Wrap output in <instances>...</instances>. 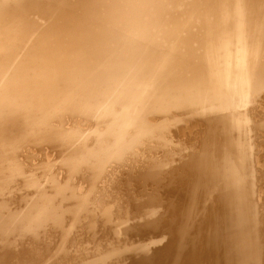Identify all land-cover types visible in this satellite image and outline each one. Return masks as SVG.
I'll return each mask as SVG.
<instances>
[{
	"label": "bare ground",
	"instance_id": "obj_1",
	"mask_svg": "<svg viewBox=\"0 0 264 264\" xmlns=\"http://www.w3.org/2000/svg\"><path fill=\"white\" fill-rule=\"evenodd\" d=\"M0 264H264V0H0Z\"/></svg>",
	"mask_w": 264,
	"mask_h": 264
}]
</instances>
